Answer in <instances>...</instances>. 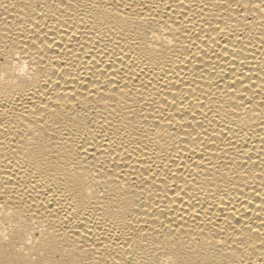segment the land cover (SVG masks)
<instances>
[{
	"label": "bare ground",
	"instance_id": "6f19581e",
	"mask_svg": "<svg viewBox=\"0 0 264 264\" xmlns=\"http://www.w3.org/2000/svg\"><path fill=\"white\" fill-rule=\"evenodd\" d=\"M0 264H264V0H0Z\"/></svg>",
	"mask_w": 264,
	"mask_h": 264
}]
</instances>
